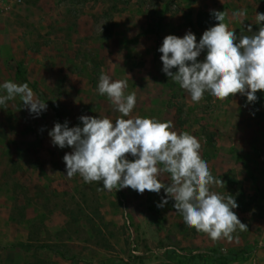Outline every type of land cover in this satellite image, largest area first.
<instances>
[{"label": "rangeland", "instance_id": "374dc122", "mask_svg": "<svg viewBox=\"0 0 264 264\" xmlns=\"http://www.w3.org/2000/svg\"><path fill=\"white\" fill-rule=\"evenodd\" d=\"M254 3L263 12L264 4ZM198 5L21 0L0 11V84H23L16 77L19 68L53 103L39 117L19 96L0 106V264H264V90L253 103L240 93L220 100L208 92L196 103L162 72L158 49L167 35L183 37L191 30L199 42L218 23ZM238 25L240 37L258 33L264 22L242 19ZM149 28L154 33L133 40ZM102 73L127 80L126 94L136 93L126 119L172 121L173 131L198 139L202 159L224 182L211 185L213 192L228 197L233 188L253 198L248 211L233 210L245 229L213 240L186 226L173 200L157 207L163 189L107 191L102 182L66 176L63 157L72 149L52 145L48 133L55 123L73 127L81 115L113 121L122 115L98 93ZM160 179L171 182L168 173ZM25 236L34 241L32 250L8 246Z\"/></svg>", "mask_w": 264, "mask_h": 264}, {"label": "clouds", "instance_id": "9594fccd", "mask_svg": "<svg viewBox=\"0 0 264 264\" xmlns=\"http://www.w3.org/2000/svg\"><path fill=\"white\" fill-rule=\"evenodd\" d=\"M212 15L218 23L199 42L191 30L183 37L170 34L163 39L158 49L162 72L196 103L206 92L220 100L240 93L248 103L256 102L257 91L264 90V26L258 33L238 37L224 22L226 13L213 11ZM232 15L245 16L246 10ZM262 21L264 13H256L255 23ZM248 31L252 32L251 25ZM205 50V59L198 60ZM127 88V80H112L102 73L98 93L107 95L121 117L113 121L107 116L81 115L80 124L69 127L68 121L56 122L49 131L53 146L72 149L63 157L66 176L79 174L86 183L102 182L107 191L131 187L140 194L145 190L160 194L163 189L166 195L157 207L173 200L183 223L213 240L230 237L237 227L245 229L233 211L239 207L236 199L211 190V185L224 182L212 175L202 159L198 139L186 131H173L172 121L139 116L126 119L137 99L135 92L126 94ZM0 90L6 92L0 95V106L19 96L30 114L39 117L47 110V103L36 98L28 83L9 80L0 84ZM161 173L170 174L171 182L165 184Z\"/></svg>", "mask_w": 264, "mask_h": 264}, {"label": "crops", "instance_id": "0c3cea01", "mask_svg": "<svg viewBox=\"0 0 264 264\" xmlns=\"http://www.w3.org/2000/svg\"><path fill=\"white\" fill-rule=\"evenodd\" d=\"M198 5V9L203 10L204 12H207L209 16H212L213 11H222L226 13V19L225 23H227L230 30H233L235 33H237V30L239 29L240 25H238V22L242 19L248 20L250 22H255V14L258 13L256 11V3H259L260 5L263 3L264 0H196ZM257 4V5H259ZM254 8V11L252 8ZM246 10V15L234 18L233 12ZM256 11V12H255ZM255 13V14H254ZM259 13H264V10L262 12V9ZM262 21L261 23H263ZM248 30V28H247ZM37 212V211H36ZM49 222V224L54 225V222L51 220H45V222ZM28 234V233H27ZM34 242L33 240H30L27 236H25L23 242ZM48 242H53V240H49ZM8 264H10V261L8 260Z\"/></svg>", "mask_w": 264, "mask_h": 264}, {"label": "trees", "instance_id": "16d2710c", "mask_svg": "<svg viewBox=\"0 0 264 264\" xmlns=\"http://www.w3.org/2000/svg\"><path fill=\"white\" fill-rule=\"evenodd\" d=\"M145 33H154V29H147L143 32L137 33L135 35V37L133 38V40H136L137 38H139L140 36H142ZM206 52V51H205ZM206 54V53H205ZM16 77L17 79H19L21 82L23 83H28L29 86L32 88V90L36 93V96L38 99H40L41 101L47 103L50 106H53V103L50 99H47L41 92V89L38 86L37 81L35 80H30L25 73H23L22 70H20L19 68L16 71ZM57 118L59 119L60 122H62L60 120V117L57 115ZM237 159L240 158V155L237 154ZM234 189L231 188V193L229 196H232L233 198L236 199L239 207L237 209L241 210V211H248L251 206L253 205V198H249L247 197L246 194H244V192L241 190L240 192H235L233 191ZM9 247L11 248H19L21 250L24 251H30L33 249V245L32 242H23V241H16V242H10L8 244Z\"/></svg>", "mask_w": 264, "mask_h": 264}, {"label": "built area", "instance_id": "2783aa9c", "mask_svg": "<svg viewBox=\"0 0 264 264\" xmlns=\"http://www.w3.org/2000/svg\"><path fill=\"white\" fill-rule=\"evenodd\" d=\"M21 0H0V11L10 10L14 5H17Z\"/></svg>", "mask_w": 264, "mask_h": 264}]
</instances>
